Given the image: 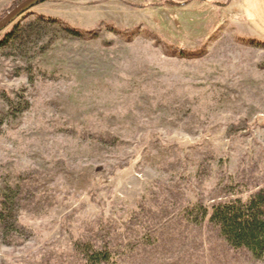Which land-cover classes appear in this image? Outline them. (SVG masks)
Wrapping results in <instances>:
<instances>
[{
  "label": "rangeland",
  "instance_id": "1",
  "mask_svg": "<svg viewBox=\"0 0 264 264\" xmlns=\"http://www.w3.org/2000/svg\"><path fill=\"white\" fill-rule=\"evenodd\" d=\"M15 25L0 264H82L80 241L127 242L118 264H264L185 216L264 188V0H45L0 40Z\"/></svg>",
  "mask_w": 264,
  "mask_h": 264
},
{
  "label": "trees",
  "instance_id": "2",
  "mask_svg": "<svg viewBox=\"0 0 264 264\" xmlns=\"http://www.w3.org/2000/svg\"><path fill=\"white\" fill-rule=\"evenodd\" d=\"M23 1L14 0V7L10 11ZM4 16L0 17V20ZM48 22L57 23L56 20L52 19H48ZM67 31L79 35L78 30L74 28H67ZM128 32V30H124L120 33L126 35ZM20 36L21 31L18 25L13 26L0 40V47L16 43V41L21 39ZM168 49L169 53L179 56L186 55L191 58L195 55V53L184 52L182 49L176 50L177 48L173 47H168ZM172 49L175 50L172 51ZM241 130H243L242 132H249L250 125L246 121H242L239 124H230L227 134L231 136L232 133ZM185 216L187 220L195 224L208 219L209 223L218 228L220 236L232 249L246 250L253 259L264 262V188L245 199L240 197L232 198L226 202L215 204L210 209L195 206ZM0 221H2L1 212ZM121 242L120 245L113 247L107 244V246L99 248L94 242L80 241L76 245V252L82 254V264H118V259L122 262L121 259L126 258L132 248L127 242Z\"/></svg>",
  "mask_w": 264,
  "mask_h": 264
},
{
  "label": "water",
  "instance_id": "3",
  "mask_svg": "<svg viewBox=\"0 0 264 264\" xmlns=\"http://www.w3.org/2000/svg\"><path fill=\"white\" fill-rule=\"evenodd\" d=\"M45 0H25L0 21V33L10 27L19 17Z\"/></svg>",
  "mask_w": 264,
  "mask_h": 264
}]
</instances>
